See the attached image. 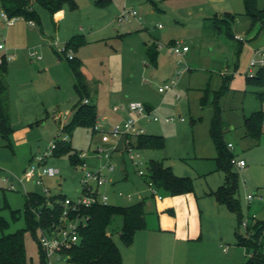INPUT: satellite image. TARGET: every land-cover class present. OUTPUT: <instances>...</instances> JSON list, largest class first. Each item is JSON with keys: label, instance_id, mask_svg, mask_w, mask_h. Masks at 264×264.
Wrapping results in <instances>:
<instances>
[{"label": "rangeland", "instance_id": "1", "mask_svg": "<svg viewBox=\"0 0 264 264\" xmlns=\"http://www.w3.org/2000/svg\"><path fill=\"white\" fill-rule=\"evenodd\" d=\"M76 1L78 7L65 6V15L58 22L47 8L36 3L41 25L37 21L34 25L23 16H19L15 25H9L0 9V40L5 39L6 47L0 55L4 50L15 54L7 75L13 126L10 141L0 133V215L8 221L0 234L26 227L24 209L28 191L47 197L62 193L74 200L81 196L83 162L72 163L68 153L49 157L48 165L58 168L59 173L45 176L44 185L19 181L30 164H38L37 155L46 151L51 142L68 135L79 153L86 152L87 169L98 170L107 163L105 154L98 149L112 148L113 141L103 142L102 133L94 131L93 126L67 128L81 103L72 69L79 63L91 102L97 107V123L103 121L102 124L110 128L121 119L113 107L129 99L156 106L153 112L159 119L142 118L141 122L146 133L163 135L165 145L159 149L136 147L135 151L142 156L141 167L145 170L150 159H157L170 165L178 175L193 178L194 189L187 193L200 202L204 239L189 246L190 262L242 264L253 251L247 252L237 243L236 231L245 236L249 232L242 224L238 226L233 211L225 204L216 203L212 193L224 183L225 173L217 169L215 143L208 129L215 107L220 105L225 121L224 139L232 143L230 149L235 158L246 161L243 167L235 166L239 171L237 197L241 201L243 219L255 214L256 218H251L250 222L263 220L264 125L261 136L248 134L245 117L254 110H264V98L258 96L264 92V84L248 77L264 66L257 63L249 71L252 58H259L255 56L256 50L264 49V21L252 26L251 16L244 11L229 15L231 36L215 28L219 24L216 20L199 27L177 24L170 17V10H160V0ZM256 5L264 7V0H256ZM126 8L136 9L138 14L121 21L118 17ZM76 34H84L86 42L65 51L67 41ZM176 41L188 45L194 54L193 62L184 58L183 66L190 69L183 74L180 73L182 65L178 63L180 56L173 49ZM153 43L158 50L155 61L152 60ZM35 46L41 58L30 54ZM71 53L76 57L74 61L68 58ZM205 56L209 57L202 58ZM171 78L178 79L177 86L159 92V86ZM111 162L116 168L112 172L105 170L108 181L101 188L107 191L109 204L127 205L145 197L148 222L158 223L157 210L164 214L162 209L165 208H160L164 201L157 200V195H163L164 200L174 195L159 188L153 195L148 177L138 173L128 152L121 155L114 151ZM12 182L15 188H10ZM118 191L131 193L132 198L118 195ZM249 194L261 195L263 199L254 198L249 202ZM117 223L121 224L120 216L115 217L111 227ZM40 236V231L37 238L30 230L24 233L30 260H39ZM114 238L121 242L118 235ZM262 250L264 252V243ZM51 262L78 264L61 254L53 255Z\"/></svg>", "mask_w": 264, "mask_h": 264}, {"label": "trees", "instance_id": "2", "mask_svg": "<svg viewBox=\"0 0 264 264\" xmlns=\"http://www.w3.org/2000/svg\"><path fill=\"white\" fill-rule=\"evenodd\" d=\"M47 8L52 15L68 6L71 9L78 7L76 0H0L2 11H6L10 17L23 16L28 20L36 21L41 25L40 15L35 8V4ZM246 13L251 16L252 26L258 21H264V7L256 5V0H244ZM231 14L230 16H233ZM229 16H224L220 20L223 23L216 24L220 30H225L229 35H233ZM214 19H218L217 17ZM219 20V21H220ZM218 21V22H219ZM42 29V27H41ZM86 42L84 34L73 35L66 43L68 47H78ZM153 48V47H152ZM157 51L152 50V60H155ZM0 63V133L10 141L13 126L10 113V97L7 84L9 72V61L3 55ZM69 58V57H68ZM73 58H69L74 61ZM76 76L75 87L79 93L81 103L68 125V130H72L76 125L94 126L97 119L96 104L91 102V95L88 89L85 76L79 69V63L72 66ZM253 82L264 84V66L258 73L248 75ZM225 87V85H224ZM208 89V88H207ZM206 89V90H207ZM258 96L264 98V92ZM85 99H89L85 102ZM205 99V96H204ZM203 101V100H202ZM247 133L251 135L262 134L264 125V110H254L251 115L245 117ZM210 135L217 149L218 170L225 173L224 183L217 189L212 190L216 200L220 204H225L236 214L238 226L243 221L241 201L237 197L239 190V171L232 164L231 159L234 153L224 139L225 121L222 118L221 106L215 107V113L211 119L209 128ZM58 136V135H57ZM56 155L69 154L72 163L83 161L80 153L73 147L71 140L57 139ZM136 147L159 149L165 145L164 136L155 133H144L137 137ZM34 156L31 157V160ZM148 177L156 188L162 189L172 195L190 192L194 189V182L191 176L178 175L170 165H165L163 161L150 159L148 162ZM146 180V179H145ZM154 195V194H153ZM65 194L57 193L50 197L36 191L25 193L24 215L26 227L16 231L0 234V264H49L45 249L39 242V260L28 259L24 240V233L30 230L37 238L38 232L42 228L51 227L56 224L64 210L62 199ZM146 198L127 205L96 203L90 207H80L78 211L72 212L89 216L87 223L79 229V241L64 248L61 253L72 261L79 264H123L122 253L114 238V230H119L121 240L130 245L134 241L136 231L148 226V213ZM116 216L121 217V224L111 227ZM8 226V221L0 215V229L3 231ZM248 236L236 231L239 245H243L247 252L252 249L253 253L242 264H264V219L249 222Z\"/></svg>", "mask_w": 264, "mask_h": 264}, {"label": "built area", "instance_id": "3", "mask_svg": "<svg viewBox=\"0 0 264 264\" xmlns=\"http://www.w3.org/2000/svg\"><path fill=\"white\" fill-rule=\"evenodd\" d=\"M137 14L138 12L136 9L126 8L119 15L118 19L124 21L132 16H136ZM2 16L8 24H14L15 21L19 18L17 16L10 17L6 11H2ZM32 24H35V22L32 21ZM3 49H6L4 40H0V52ZM173 49L174 53L177 56H180L179 60L181 61L183 55L190 48L188 45H182L181 41H176L173 43ZM30 54L32 56H35L36 58L42 57L41 54L38 53L36 46L31 49ZM3 55H5L8 61H11L15 58V54H7L4 50V52L0 55V63L4 59ZM256 55H258L259 58H252L249 66V71H252V68L257 65V63L264 65V49H257L255 52V56ZM73 57L74 55L72 53L69 54V58ZM186 69L187 68H183L182 71H185ZM177 81V78H172L165 84L159 86L158 90L160 92H167L169 90H173L177 86ZM88 101L89 99H85V102ZM113 109L115 111L124 109L127 111L128 115L120 119L119 121L113 123L110 128L104 126L102 124L103 121H101V123H97V119L93 126L94 131L102 133L103 142H114L112 148H109L108 150H105L103 147H99L98 149L100 153L105 154V157L107 158V163L98 170L87 169V164L84 160L86 152H83L82 154L80 153L79 155L83 160L82 162L84 168V175L82 177L83 188L81 191V196L77 200L65 196L62 199L64 210L61 214L60 220L51 227L40 229V242L42 244V247L46 251L47 257L49 259V264L52 263L51 257L53 255L62 254L61 251L64 248H67L79 241V229L87 223L89 216L81 215L78 212L73 215L72 212L78 211L80 207H90L91 205L96 203H109V196L107 191H103L101 190V188L104 187L108 181L105 170L107 172H112L116 168L115 164L111 162V158L114 151H119L121 155L128 152L132 162L138 168V173L141 176L148 177V167L146 170L141 167L144 164V160L140 153L135 151L136 145L134 143V138L146 133V130L138 123L139 116H145L154 120H158L159 117L154 114L153 110H148L144 102L137 100H132L128 101L127 103L115 105ZM62 139L69 140V136L65 135L64 137H62ZM57 145L58 143L56 141H53L50 143V146L46 151L38 154V164H30L24 171V177H20L19 181L22 183L33 181L36 184L44 185L45 182L43 178L45 176H55L56 174H58V168L48 165V159L49 157L55 154ZM228 146L231 148L233 145L232 143H228ZM231 162L236 167H243L246 165L245 159H236L235 156L232 157ZM148 183L153 190V194L155 195L157 192V188L149 177ZM10 188H15L14 182L11 183ZM45 191L47 192L48 188L45 187ZM117 194L125 196L128 199L132 198L131 193L118 191ZM157 197L161 198L162 195L158 194ZM254 198L262 200L263 196L258 194H249L247 196V200L249 202H251V200H253ZM251 218L255 219L256 215H249L247 218L243 219L241 224L245 228H247Z\"/></svg>", "mask_w": 264, "mask_h": 264}, {"label": "crops", "instance_id": "4", "mask_svg": "<svg viewBox=\"0 0 264 264\" xmlns=\"http://www.w3.org/2000/svg\"><path fill=\"white\" fill-rule=\"evenodd\" d=\"M159 3L160 10L164 12L170 10L171 19H173L177 24L181 23L188 25V27L206 26L207 22L215 20L218 22L226 15L229 16L235 13H242L243 11L244 13L246 12L244 0H160ZM119 8H121V4ZM0 9H2L1 6ZM64 15L65 10L63 8L54 14V18L58 22L64 17ZM216 17L218 19H214ZM220 22L223 23L224 21L220 20L219 23ZM15 23L9 25H15ZM215 26V28L220 30L217 25ZM41 31H43V28ZM155 46L156 44L153 43L152 50L155 49ZM155 50L158 54V50ZM193 55L194 54L191 52L190 48L183 55L182 60H178V63L182 65L180 73L183 74L190 69V67L188 68L183 66L185 64L184 58L188 57V60L193 62ZM208 57L209 56H205L202 58L207 59ZM197 58L198 57H196V60ZM201 66L207 67V65ZM183 68L187 69L182 71ZM132 100L144 102L148 110L155 111L156 109L154 104L139 99H129L123 103H127ZM116 112L118 114L117 116L121 119L128 115L127 111L124 109ZM142 118L152 120L151 118L145 116H139L138 123L143 128L144 125L141 122ZM195 121L196 119H193V122ZM203 150L208 154L205 149ZM214 156L217 157L216 146ZM124 170L123 171L126 175V169L124 168ZM188 194L189 193L187 192L181 195L176 194L165 200L163 199V195L161 198H157V200L164 201L160 208H165L162 209L164 210V214H161V212L157 210L158 223L155 222L150 224L148 222V226L146 228L137 230L134 241L130 245H126L122 240L121 242H117L122 253L123 264H192L190 262L191 256L189 246L198 240L204 239V226L200 216V212L202 210L200 202L196 199V197L191 198ZM216 203L220 204L217 200ZM166 208H171L172 210L167 211ZM115 234L118 235L119 239H121L118 229H116V231L114 230L113 235L115 236Z\"/></svg>", "mask_w": 264, "mask_h": 264}]
</instances>
